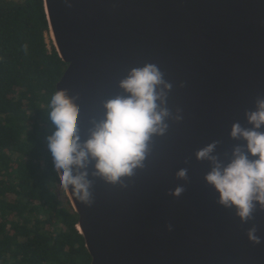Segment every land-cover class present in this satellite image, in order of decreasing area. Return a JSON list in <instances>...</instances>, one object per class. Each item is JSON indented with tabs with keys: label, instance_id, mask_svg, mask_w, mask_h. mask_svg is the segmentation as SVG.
I'll return each mask as SVG.
<instances>
[{
	"label": "water",
	"instance_id": "water-1",
	"mask_svg": "<svg viewBox=\"0 0 264 264\" xmlns=\"http://www.w3.org/2000/svg\"><path fill=\"white\" fill-rule=\"evenodd\" d=\"M44 7L68 64L57 89L75 98L82 141L103 117V101L122 94L120 80L146 63L173 85L169 109L182 110L181 121L169 119L167 133L153 137L127 187L93 177V161L92 205L65 192L91 264H264V210L257 205L241 222L205 182L211 163L195 155L219 141L214 154L227 164L233 148L246 145L230 132L237 122L251 127L245 113L264 97V0H44ZM181 168L187 180L177 178ZM178 185L179 198L170 195ZM253 226L260 244L248 239Z\"/></svg>",
	"mask_w": 264,
	"mask_h": 264
},
{
	"label": "trees",
	"instance_id": "trees-1",
	"mask_svg": "<svg viewBox=\"0 0 264 264\" xmlns=\"http://www.w3.org/2000/svg\"><path fill=\"white\" fill-rule=\"evenodd\" d=\"M44 0H0V264H91L47 148L67 68Z\"/></svg>",
	"mask_w": 264,
	"mask_h": 264
},
{
	"label": "clouds",
	"instance_id": "clouds-1",
	"mask_svg": "<svg viewBox=\"0 0 264 264\" xmlns=\"http://www.w3.org/2000/svg\"><path fill=\"white\" fill-rule=\"evenodd\" d=\"M172 87L154 63L131 68L119 82L122 94L103 101V117L92 120L87 139L83 141L75 98L67 89H56L47 112L53 132L46 139L54 172L63 190L71 191L79 201L91 206L93 181L88 178L86 169L93 161V177L127 187L124 178L144 168L153 137L167 133L169 119L176 122L183 119L181 109L177 108L173 114L168 107ZM245 116L251 127L234 123L230 136L234 140H244L246 145L235 146L227 164L214 154L219 141L195 153L197 160L211 163L204 179L218 194L217 202L225 208H234L243 223L253 219L257 205L264 210V131H261L264 128V97L258 98L255 110L247 111ZM176 176L187 180L188 169H179ZM184 191L185 188L178 185L170 195L179 198ZM247 236L254 244L262 242L255 226L248 230Z\"/></svg>",
	"mask_w": 264,
	"mask_h": 264
}]
</instances>
